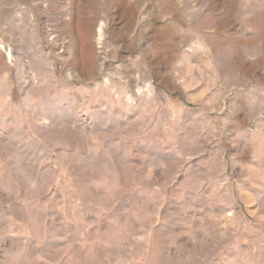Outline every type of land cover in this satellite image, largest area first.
I'll list each match as a JSON object with an SVG mask.
<instances>
[{"label": "rangeland", "instance_id": "rangeland-1", "mask_svg": "<svg viewBox=\"0 0 264 264\" xmlns=\"http://www.w3.org/2000/svg\"><path fill=\"white\" fill-rule=\"evenodd\" d=\"M0 264H264V0H0Z\"/></svg>", "mask_w": 264, "mask_h": 264}]
</instances>
